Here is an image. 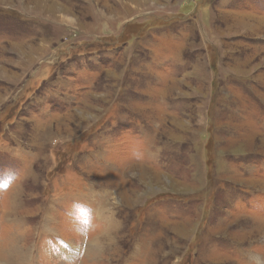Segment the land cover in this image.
I'll return each instance as SVG.
<instances>
[{
  "label": "rangeland",
  "instance_id": "rangeland-1",
  "mask_svg": "<svg viewBox=\"0 0 264 264\" xmlns=\"http://www.w3.org/2000/svg\"><path fill=\"white\" fill-rule=\"evenodd\" d=\"M0 264H264V0H0Z\"/></svg>",
  "mask_w": 264,
  "mask_h": 264
}]
</instances>
